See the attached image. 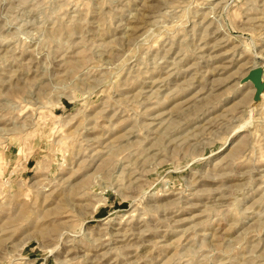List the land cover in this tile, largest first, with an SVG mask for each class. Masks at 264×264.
I'll use <instances>...</instances> for the list:
<instances>
[{
    "label": "rangeland",
    "instance_id": "1",
    "mask_svg": "<svg viewBox=\"0 0 264 264\" xmlns=\"http://www.w3.org/2000/svg\"><path fill=\"white\" fill-rule=\"evenodd\" d=\"M264 0H0V264H264Z\"/></svg>",
    "mask_w": 264,
    "mask_h": 264
},
{
    "label": "water",
    "instance_id": "2",
    "mask_svg": "<svg viewBox=\"0 0 264 264\" xmlns=\"http://www.w3.org/2000/svg\"><path fill=\"white\" fill-rule=\"evenodd\" d=\"M262 66L256 63L250 66L247 71L240 77V82L249 81L252 84L253 91L251 99L257 101L260 98V92L264 86V78H262Z\"/></svg>",
    "mask_w": 264,
    "mask_h": 264
}]
</instances>
